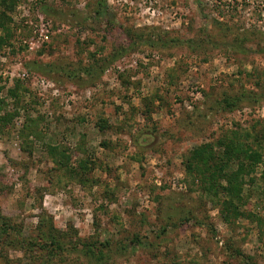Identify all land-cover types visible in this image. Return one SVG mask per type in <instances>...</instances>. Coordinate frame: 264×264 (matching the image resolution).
<instances>
[{"label":"rangeland","instance_id":"1","mask_svg":"<svg viewBox=\"0 0 264 264\" xmlns=\"http://www.w3.org/2000/svg\"><path fill=\"white\" fill-rule=\"evenodd\" d=\"M0 264H264V0H0Z\"/></svg>","mask_w":264,"mask_h":264},{"label":"trees","instance_id":"2","mask_svg":"<svg viewBox=\"0 0 264 264\" xmlns=\"http://www.w3.org/2000/svg\"><path fill=\"white\" fill-rule=\"evenodd\" d=\"M12 2H13V0H12ZM5 3H7V0H5ZM229 99V98H228ZM225 101V104H226V106L227 107H230V109H232L233 108V106H232V101L233 100H224ZM221 143H223L224 145H226L227 147H228V149L229 150H231V149H233L232 148V144L233 143H231V145H229L228 143H226V142H221ZM47 221H49V220H47ZM44 237H45V239H52V240H54V242H53V244L55 245H58L57 247L58 248H62L63 246H61V245H59V239L57 238L58 237V234L56 233V229H55V227H54V225H53V223L52 222H49V223H45L44 224Z\"/></svg>","mask_w":264,"mask_h":264}]
</instances>
